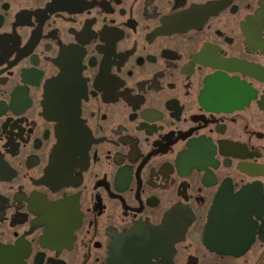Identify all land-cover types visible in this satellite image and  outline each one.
Returning <instances> with one entry per match:
<instances>
[{"label":"flooded vegetation","instance_id":"af4514ba","mask_svg":"<svg viewBox=\"0 0 264 264\" xmlns=\"http://www.w3.org/2000/svg\"><path fill=\"white\" fill-rule=\"evenodd\" d=\"M0 264H264V0H0Z\"/></svg>","mask_w":264,"mask_h":264}]
</instances>
